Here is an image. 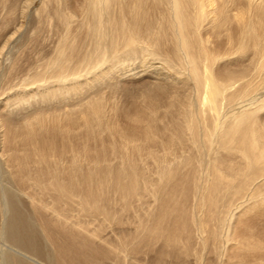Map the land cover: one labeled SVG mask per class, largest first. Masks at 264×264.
Listing matches in <instances>:
<instances>
[{
  "label": "bare ground",
  "instance_id": "obj_1",
  "mask_svg": "<svg viewBox=\"0 0 264 264\" xmlns=\"http://www.w3.org/2000/svg\"><path fill=\"white\" fill-rule=\"evenodd\" d=\"M0 90V264H264V0H0Z\"/></svg>",
  "mask_w": 264,
  "mask_h": 264
},
{
  "label": "rangeland",
  "instance_id": "obj_2",
  "mask_svg": "<svg viewBox=\"0 0 264 264\" xmlns=\"http://www.w3.org/2000/svg\"><path fill=\"white\" fill-rule=\"evenodd\" d=\"M38 5H39V1H35V4L29 9V13H32L34 10H35V8H37L38 7ZM25 22H26V20H25ZM28 24V22L25 24V26H24V28L22 29V31H21V33L23 34V35H26V33L28 32V28H27V25ZM15 39H13V41L12 42H10L9 43V45H8V47H6L4 50V54H3V56L4 57H2V60H1V68H3V66L5 65H7V52L8 51H12L13 49H14V47L16 46V40L14 41ZM7 61V62H6ZM132 78V79H131ZM134 78V79H133ZM126 80V81H125ZM124 81H123V83H124V85L127 87V89H129V90H131V91H138V90H140V86L143 84V83H149L151 80H150V78H148L147 77V75H143V76H130V77H128L127 79H125ZM147 81V82H146ZM2 92V90H0V93ZM118 97H121L120 95H118ZM124 98V97H123ZM124 99H121L120 100V102L121 101H123ZM124 101H126V103L127 102H130L131 100L129 99V98H127L126 100H124ZM260 116L261 117H264V111L263 112H261L260 113ZM255 219V223H257V226H255V227H257V229L258 230H260V231H262V230H264V215L262 216V217H256V218H254ZM258 219V220H257ZM260 219V220H259ZM257 221V222H256ZM2 244H4V243H2L1 241H0V245H2ZM2 247L4 248V247H6L5 245H2Z\"/></svg>",
  "mask_w": 264,
  "mask_h": 264
}]
</instances>
